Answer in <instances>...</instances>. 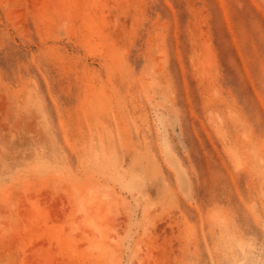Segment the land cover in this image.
<instances>
[{"label":"rangeland","instance_id":"1","mask_svg":"<svg viewBox=\"0 0 264 264\" xmlns=\"http://www.w3.org/2000/svg\"><path fill=\"white\" fill-rule=\"evenodd\" d=\"M0 264H264V0H0Z\"/></svg>","mask_w":264,"mask_h":264}]
</instances>
